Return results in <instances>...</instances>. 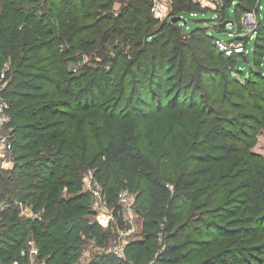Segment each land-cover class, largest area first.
<instances>
[{"label":"trees","instance_id":"trees-1","mask_svg":"<svg viewBox=\"0 0 264 264\" xmlns=\"http://www.w3.org/2000/svg\"><path fill=\"white\" fill-rule=\"evenodd\" d=\"M234 2L237 19L260 12L261 0H223L215 10L224 21ZM152 7L153 0H0L6 128L16 157L12 167H0V202L7 204L0 207V264H27L30 239L43 264H77L88 238L106 243L114 231L90 219L96 212L82 188L91 170L105 179L108 199L117 197L121 174L147 185L138 211L162 219L165 236L159 242L145 225L144 237L126 246L131 258L140 261L146 251L145 261L156 257V264H264V160L250 151L251 130H264V44L257 35L248 65L226 59L209 25L191 27L186 19L213 9L172 0L161 19ZM175 15L182 19L174 22ZM234 34L232 41L240 37ZM90 55L100 67L83 61ZM183 90H190L196 120L189 141L178 152L162 143L143 152L138 134H148L155 116L186 110L177 107ZM217 171L238 180L220 201L211 193L224 188L209 180ZM13 199L42 209L41 219L20 214ZM86 260L129 264L112 253Z\"/></svg>","mask_w":264,"mask_h":264},{"label":"rangeland","instance_id":"rangeland-1","mask_svg":"<svg viewBox=\"0 0 264 264\" xmlns=\"http://www.w3.org/2000/svg\"><path fill=\"white\" fill-rule=\"evenodd\" d=\"M119 5L120 4H118V6ZM201 6L203 7V9L210 8V7L203 6V5H201ZM259 6H260V8H259L260 12H258L259 18L261 20H263L264 19V0H261ZM210 9H213V10L199 12L197 17H193V16L187 14L186 19L189 20V24L191 25V27H195L199 24L205 25V26L209 25V31H211L219 39H221L223 41H228L226 43L229 46L227 48H221L216 44V41L214 40V43L216 44V47L220 50V53H223L226 59L228 57H232L234 55L236 57L239 56L241 63L242 64L245 63L246 65H248V62L245 60L244 57L247 53V49L252 51L257 35H258L257 42H261L264 44V28L261 27L260 21L259 20L257 21V16L255 18V20L257 21L255 29H251L252 26H249V25H246L243 23V19H242L243 15H242V17L238 16V19H237L236 11H235V2H234L233 4H231V6H228L227 16H226V20L228 19V20H232L234 22H230L224 27L221 25L224 22L222 15H220L218 13V11L215 10L214 7L210 8ZM153 14L156 17L154 12H153ZM166 14H161L159 17L161 19H166L167 18ZM175 16H177V15H175ZM235 22H237V23H235ZM180 31L182 33V29H180ZM235 31H237V33L240 34V37H238V39H236V40L234 39V41H230L235 36V34H234ZM252 35H253V38L250 39V36H252ZM243 36H247V38H245L243 40ZM249 39H250V41H249V44L247 47L246 44L248 43ZM108 53H109V55L116 57L115 54H112L110 52H108ZM258 53H260V52H258ZM83 61L93 65L94 67H100V65L97 64L98 59L94 55H90L89 57H85ZM110 67H111V65L107 66L108 70H110ZM1 71H4V69L0 66V72ZM237 75L239 78H243L242 73L240 71ZM170 83L171 82H169V84ZM209 86H211V88H213L212 84L210 85V83L207 84L206 88ZM231 86L229 89V91H230L229 93H233L234 91H236L235 86L233 84ZM221 88H222V86H220L219 90ZM189 92H190V90H183L178 95H176V96H179L181 94V96H180V102L181 103H179V105H177V107L178 108L179 107H188V108H186V110H183V111H180V110L165 111L163 113V115H160L161 117L155 116L151 120L150 125H149V130L147 129L148 134H144V135H142V133L138 134L137 141L139 143V147L142 149L143 152H145L147 154H153L152 152L156 149L158 143L165 144L167 150L170 152L171 151L172 152L173 151L178 152L179 151L178 147L180 145L184 144L185 142L189 141L190 137H189L188 133L192 129L193 125L196 124V120L192 119V113L188 112L189 106L192 102V100L189 99V95H190ZM110 93H111V88L105 89L103 92L102 99H105L106 97H108V95ZM263 94H264V92H263ZM173 96H175V95H172V97ZM8 115H9V119H10V113ZM142 119H144V117H142ZM248 123L250 124V122H248ZM144 124H146V123L144 122ZM171 125H172V127H170ZM164 126L168 127L165 132H163ZM138 129L139 128H137V131H140ZM7 130H8V128H6V125H5L3 128L0 129V133L5 134V135L7 133V135H9ZM159 133H161V134L158 136ZM251 133H253L254 140H250V141H252L251 142L252 144L250 145V151L252 153L258 155L260 158H262V160H264V130L260 129L258 131V133H256V131H254V130H251ZM171 135H173L177 138L171 139L170 138ZM167 139H168V142L166 143L165 141ZM171 143H174L177 147L172 146ZM12 157L14 158L15 156L12 154ZM15 159H16V157L14 158V160ZM9 166L10 165L5 166V165L0 164V167L4 168V169L10 168ZM179 167H180V165L173 168V165L170 162L169 170L170 171L171 170L177 171ZM91 171H93V170H91ZM229 172L230 171H217L216 174L210 175V179H209V175L207 177V179H209L210 181L215 180L214 183L216 185L219 184L220 187L224 188V190H223L224 192L223 193L220 192V195H219V192H217V190L215 188H214V190H212V193H211L212 197L218 196V199H217L218 201L222 200L229 193H231V190H233L235 187H237L236 185H237L238 180L235 177L227 176V178H225V179L219 178V175L221 173H229ZM121 175L122 176L120 177V180H122V179L123 180H122V183L119 185V189H120L119 191L124 190L126 188H129L135 194V199H134L135 211L130 214L131 218L134 221L133 222L134 230L132 233L133 239H135V240L142 239L144 237L145 225L148 224L147 230L152 231V232H157L159 235V242H161L163 239L162 237L165 236L164 231H163V227H162V225H163L162 219L156 220L155 218L151 217L147 220V219H145V216L141 213V211L140 210L138 211L137 204L139 205V203H138V201H136L137 200L136 198H137L139 191L140 192L143 191V193L147 196V185H146L145 181H143L138 175L134 174V175H132V179L134 180V183L130 184V182H128V180L125 179L124 175L123 174H121ZM93 180L96 182L94 183L92 189H88L87 186L85 185V181L82 179V188L84 190L88 189L87 191H89V193H90V205L92 204V199H93V193L91 190L97 188L106 195V192L108 189V186L105 184L106 181L103 177H100L96 173H94ZM131 186H133L134 188ZM116 204H118V198L116 196L112 195L109 199L110 210L115 208ZM39 211L41 212V215H42V209ZM186 212H187V210L185 211V213ZM90 219H93V220H95V222L99 223L97 221V215L96 214L91 215ZM150 222L152 223V227L149 226ZM106 228H109V227H106ZM106 228H104V229H106ZM186 236H187V233H185L184 238ZM30 240L33 241V244H30L31 246H30V249L28 251V257H27L28 261H26V263L27 264H31V263L42 264V261L38 259V252L34 253L32 251V249H34L32 247V245L37 246V244L34 241V239H30ZM91 241H92V239L88 238L87 242L84 244V248H82V254L83 255L80 256L77 264H85L87 262L86 258L84 257L85 256V249L87 247V244H89ZM96 242H97V240H96ZM114 242H115L114 235L109 234L107 237L106 244H113ZM37 248H38V246H37ZM94 249L95 248L92 249L93 253H94ZM25 250H27V248ZM21 254H22V251H21ZM126 257H127V259H129V264H156V261H157L156 257H154L149 263L147 261H145L147 258L146 251H144V253L142 254L140 261H138V258H136L137 260L135 258H131V257H133V254H126ZM158 264H162V263L159 262Z\"/></svg>","mask_w":264,"mask_h":264},{"label":"built area","instance_id":"built-area-1","mask_svg":"<svg viewBox=\"0 0 264 264\" xmlns=\"http://www.w3.org/2000/svg\"><path fill=\"white\" fill-rule=\"evenodd\" d=\"M203 6L214 7L215 9L223 5V0H194ZM172 9V0H153L152 10L156 17L161 14L168 15L169 10ZM168 11V12H167ZM158 15V16H157ZM257 16V21L259 20V14L257 10L253 9L246 11L243 14V23L252 26L251 29H255L257 21L255 20ZM253 37L250 36V39ZM216 44L221 48H227L229 45L226 43L228 41H223L221 39H216ZM232 41V40H230ZM244 42V41H243ZM248 51V49H247ZM5 71L0 72V129L7 125L9 121V109L10 102L3 96V90L5 89L7 82L4 80ZM13 153V142L9 135L0 133V164L12 167L15 164V160L12 157ZM10 155V156H9ZM95 171H88L83 180L88 189H92L96 181L93 180ZM86 189V190H88ZM93 193L92 199V209L96 212L97 221L103 227H111L113 229V234L115 237V242L113 244L97 243L95 239L87 245L85 249V258L88 259L92 253V249L96 253H112L118 258L126 259V246L133 239V219L130 214L135 211L134 199L135 194L129 188L121 190L118 192V207L110 210L109 199L106 195L99 189L91 190ZM15 205L19 208L20 214L31 216L32 218L41 219V212L35 211L29 203H25L19 199H13ZM7 205L5 202L0 203V207ZM1 238V235H0ZM33 244V241H29ZM34 249L32 251L36 253L38 248L36 245H32ZM26 250L22 249V254H26ZM11 264H19V260H14ZM34 264V263H31ZM43 264V262H42Z\"/></svg>","mask_w":264,"mask_h":264},{"label":"water","instance_id":"water-1","mask_svg":"<svg viewBox=\"0 0 264 264\" xmlns=\"http://www.w3.org/2000/svg\"><path fill=\"white\" fill-rule=\"evenodd\" d=\"M180 19H182V16H173V18H172V20L174 21V22H177L178 20H180ZM230 22H233L232 20H225L221 25L222 26H226L228 23H230Z\"/></svg>","mask_w":264,"mask_h":264}]
</instances>
